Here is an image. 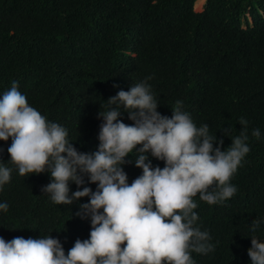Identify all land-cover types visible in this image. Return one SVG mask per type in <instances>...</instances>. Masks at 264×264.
<instances>
[{
	"label": "trees",
	"instance_id": "1",
	"mask_svg": "<svg viewBox=\"0 0 264 264\" xmlns=\"http://www.w3.org/2000/svg\"><path fill=\"white\" fill-rule=\"evenodd\" d=\"M198 1L0 0V94L16 81L28 103L64 126L85 153L99 143L98 112L107 100L149 76L157 110L171 117L181 101L197 127L208 124L223 140L222 149L232 141L220 129L230 126L235 136L246 117L252 147L231 177L237 191L212 205L193 198L197 224L215 250L191 255L195 264H250L249 236L264 239V225L250 231L252 221L264 217V135L251 131L259 125L264 133V0H205L196 12ZM121 119L133 123L127 113ZM11 142L0 140V162L9 167ZM124 170L129 183L142 172L134 162ZM49 182L47 172L26 177L13 170L0 191V202L9 205L0 212V237L36 238L54 230L67 254L76 239L89 238L90 220L76 215L89 198L56 205L42 192ZM85 186L96 190V184ZM70 188L77 190L74 183Z\"/></svg>",
	"mask_w": 264,
	"mask_h": 264
},
{
	"label": "clouds",
	"instance_id": "2",
	"mask_svg": "<svg viewBox=\"0 0 264 264\" xmlns=\"http://www.w3.org/2000/svg\"><path fill=\"white\" fill-rule=\"evenodd\" d=\"M151 78L107 100V108L98 112L99 143L90 153L78 151L64 126L31 106L16 81L0 94V140L12 141L7 149L12 167L0 162V191L14 169L26 177L47 172L50 182L42 192L56 205L72 206L88 197L76 215L91 225L89 238L76 239L67 254L51 236L54 230L36 238L0 237V264H195L193 252L215 250L210 233L197 224L193 198L212 205L237 191L231 177L252 147L248 119L239 118L243 127L235 136L230 126L220 129L232 141L222 149L223 140L208 124L197 127L181 101L171 108V117L162 115ZM124 113L133 123L123 122ZM251 131L264 135L259 125ZM129 155L134 161L126 159ZM152 158L164 166L154 167ZM132 162L142 172L129 183L124 165ZM86 184H96V190ZM8 208L0 202V212ZM261 225L264 217H257L250 231ZM249 237L250 264H264V239Z\"/></svg>",
	"mask_w": 264,
	"mask_h": 264
},
{
	"label": "rangeland",
	"instance_id": "3",
	"mask_svg": "<svg viewBox=\"0 0 264 264\" xmlns=\"http://www.w3.org/2000/svg\"><path fill=\"white\" fill-rule=\"evenodd\" d=\"M204 7H205V4H203L202 6H199V7H196V9L198 10V11H196V12H202L203 10H204Z\"/></svg>",
	"mask_w": 264,
	"mask_h": 264
},
{
	"label": "bare ground",
	"instance_id": "4",
	"mask_svg": "<svg viewBox=\"0 0 264 264\" xmlns=\"http://www.w3.org/2000/svg\"><path fill=\"white\" fill-rule=\"evenodd\" d=\"M205 0H199L196 4L197 7L201 6L204 3Z\"/></svg>",
	"mask_w": 264,
	"mask_h": 264
}]
</instances>
